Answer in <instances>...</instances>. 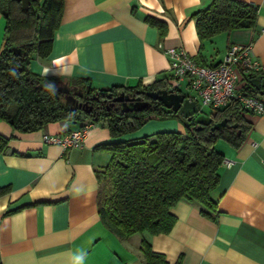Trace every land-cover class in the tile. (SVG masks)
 <instances>
[{"label": "crops", "instance_id": "crops-1", "mask_svg": "<svg viewBox=\"0 0 264 264\" xmlns=\"http://www.w3.org/2000/svg\"><path fill=\"white\" fill-rule=\"evenodd\" d=\"M257 7L255 25L220 32L199 41L194 11L210 0H63L47 56H33L32 72L70 82L89 79L95 87L149 84L169 73L165 49L182 46L197 62L221 61L232 43H249L252 57L264 66V0H243ZM147 15L164 21V31ZM5 18L0 10V49ZM241 81L239 80V84ZM186 81L180 91L188 94ZM205 114V113H204ZM250 121L235 147L219 139V178L211 196L215 217L195 201L179 199L170 207L175 220L168 232L134 233L120 238L97 213L95 169L106 165L104 143L159 130L183 132L176 118L147 120L113 137L104 122L64 120L32 131L14 129L0 118V264H74L78 250L85 264H143L139 242L145 238L168 264H264V117L246 111ZM89 124L78 146L43 141ZM228 160L229 163H226Z\"/></svg>", "mask_w": 264, "mask_h": 264}, {"label": "trees", "instance_id": "trees-1", "mask_svg": "<svg viewBox=\"0 0 264 264\" xmlns=\"http://www.w3.org/2000/svg\"><path fill=\"white\" fill-rule=\"evenodd\" d=\"M62 9L63 0H30L26 8L20 0H0L5 18L0 49V118L19 131L36 130L58 120L102 121L113 137L132 132L152 118H176L182 123L183 132L159 130L103 144L110 159L95 169L97 213L103 224L120 238L134 233L168 232L175 220L170 207L179 199L197 202L203 215L214 218L217 206L211 192L218 183V168L224 158L215 149V143L223 139L240 146L250 128L244 115L247 110L232 98L224 106L209 109L205 114L211 117L210 122L200 124L147 96L149 103L141 110L123 111L119 105H109L110 98L121 91L168 89L169 73L149 84L138 82L133 86L95 87L89 79L78 78L69 83L81 87L82 95H76L78 101H87L92 107L87 110L88 105L66 104L62 92L47 86L57 83L59 78L42 76L29 68L33 56L44 58L49 53ZM191 17L202 42L223 31L254 26L257 7L243 0H210ZM145 19L160 34L164 31L161 19L150 15ZM18 48L20 51L16 52ZM240 81L239 91L264 101V70L241 74ZM223 118L224 125L211 128ZM5 145V137L0 136V151ZM7 189L8 186L0 187V193ZM139 248L143 264H168L145 238L140 240ZM179 263L177 260L174 264Z\"/></svg>", "mask_w": 264, "mask_h": 264}, {"label": "built area", "instance_id": "built-area-1", "mask_svg": "<svg viewBox=\"0 0 264 264\" xmlns=\"http://www.w3.org/2000/svg\"><path fill=\"white\" fill-rule=\"evenodd\" d=\"M165 52L171 75L169 88L179 89L180 82L185 80L188 96L196 100L199 112L204 106L214 109L236 98L246 110L264 117V101L238 90L241 74L264 70V66L252 57L249 43L230 44L224 58L213 65L197 62L182 46L167 47ZM88 126L85 124L60 135L45 133L42 139L63 147L78 146Z\"/></svg>", "mask_w": 264, "mask_h": 264}, {"label": "water", "instance_id": "water-1", "mask_svg": "<svg viewBox=\"0 0 264 264\" xmlns=\"http://www.w3.org/2000/svg\"><path fill=\"white\" fill-rule=\"evenodd\" d=\"M30 0H20L21 6L26 8L29 4ZM16 49V48H14ZM19 48L16 52H19ZM49 88H55L58 91L63 93L64 102L66 104L71 105H78V106H85L88 105L87 110L91 109V104L87 101H78L76 95H82L81 87L70 84L69 82L59 79L57 83H52L47 85ZM88 88V86H86ZM146 94L149 98L157 99L162 102V104L170 108L178 113L182 114L183 117L187 119H193L194 122L197 123H208L211 120V117L207 114L198 111L197 102L195 99L190 98L188 94L182 91H175L172 88H158L155 90H146ZM112 100L120 101L119 107L123 111H135L141 110L146 107L149 103L148 99H140L139 97H135L133 94L129 96L127 93H123L122 91L112 97ZM83 115L81 114V117ZM226 119L223 118L220 121L214 122L211 128H220L224 125ZM236 125L235 123L233 124Z\"/></svg>", "mask_w": 264, "mask_h": 264}, {"label": "flooded vegetation", "instance_id": "flooded-vegetation-1", "mask_svg": "<svg viewBox=\"0 0 264 264\" xmlns=\"http://www.w3.org/2000/svg\"><path fill=\"white\" fill-rule=\"evenodd\" d=\"M119 93H117L115 95H118ZM123 93H127L129 96H132V94H133L135 97H139L140 99H145V96H147L145 89H135L133 91H127V92H123ZM115 95H113V96H115ZM112 97L110 98L109 105L110 106L119 105L120 101H118V100L113 101ZM89 104H91V103H89ZM109 105H107L106 107L109 108ZM91 107H92V104H91Z\"/></svg>", "mask_w": 264, "mask_h": 264}, {"label": "clouds", "instance_id": "clouds-1", "mask_svg": "<svg viewBox=\"0 0 264 264\" xmlns=\"http://www.w3.org/2000/svg\"><path fill=\"white\" fill-rule=\"evenodd\" d=\"M86 253L82 250H78L74 256V264H85Z\"/></svg>", "mask_w": 264, "mask_h": 264}, {"label": "rangeland", "instance_id": "rangeland-1", "mask_svg": "<svg viewBox=\"0 0 264 264\" xmlns=\"http://www.w3.org/2000/svg\"><path fill=\"white\" fill-rule=\"evenodd\" d=\"M182 89H185V87H182ZM185 90H187V89H185ZM208 111H209V108L206 107V106H204L203 109H202V112H203V113H207ZM180 123H181V122H180Z\"/></svg>", "mask_w": 264, "mask_h": 264}]
</instances>
